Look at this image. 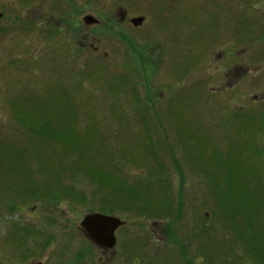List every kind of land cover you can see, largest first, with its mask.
Masks as SVG:
<instances>
[{"label":"rangeland","instance_id":"1","mask_svg":"<svg viewBox=\"0 0 264 264\" xmlns=\"http://www.w3.org/2000/svg\"><path fill=\"white\" fill-rule=\"evenodd\" d=\"M42 114L84 138L76 154L21 123ZM229 164L264 193V0H0V264H258L211 194ZM150 172V198L171 196L162 214L127 204ZM102 212L125 222L113 250L80 228Z\"/></svg>","mask_w":264,"mask_h":264},{"label":"trees","instance_id":"2","mask_svg":"<svg viewBox=\"0 0 264 264\" xmlns=\"http://www.w3.org/2000/svg\"><path fill=\"white\" fill-rule=\"evenodd\" d=\"M122 84L124 83L123 81L121 82ZM120 85V84H119ZM68 102V101H66ZM140 104V103H139ZM54 109V108H52ZM63 109H68V107L66 106H60L58 112L61 113V111ZM55 111V110H54ZM70 111V110H69ZM56 113V112H54ZM141 113V112H140ZM64 116V113L62 114ZM54 115H50L49 117H53ZM142 115H140L141 117ZM41 119H45V116L42 114ZM143 117V116H142ZM30 118V117H29ZM47 118V117H46ZM33 119V118H32ZM32 119L31 122L29 124H26V120L21 121V123L26 126V127H30L29 129L31 131H34L38 134H41L42 136L45 137L46 143L47 142H58L64 145H67L68 147H72L73 149V153H75V143H79V146H81L84 138H80V140L77 139V137H75L74 132L71 130V128L68 130L66 129H58V128H51V126L49 125L51 123V119H45V123L43 125V122L39 121L38 125H34L32 124ZM37 119V118H34ZM66 120H69V117L65 118ZM263 121V119H262ZM263 123V122H262ZM76 134V133H75ZM162 144V143H161ZM165 144V143H164ZM152 147V146H151ZM153 149V148H152ZM151 150V152L153 153V150ZM168 151H170L171 147L167 148ZM11 154L9 155V157L12 160H16L19 159V161L21 162V166L24 167V162L23 160H21L20 156L22 154V152H24V149H20L17 151L14 150H10ZM171 152V151H170ZM169 152V153H170ZM69 155H65L62 156L60 159V163L64 162L67 160V157ZM230 159L228 158L227 161H229ZM75 160H71L69 168L73 170L72 174L78 175L77 170L75 169ZM160 161H158V164ZM24 165V166H23ZM61 166V164H59ZM58 167V169H62L63 171H65L64 169L66 168H62V167ZM164 170V175L166 176V170L165 168L162 167ZM61 170V171H62ZM86 175L89 174L90 177H92V179L94 181H96L98 184L100 185H107V186H112V188H114L115 190H121L122 188H124L122 186V181H118L117 179H114L112 176L105 174L102 171H97L94 172L93 170L89 169V170H85ZM225 175L222 176L223 178L221 179V181L225 184L224 188H219L221 187L216 186L215 189L211 190V194L212 195H216V200H217V208L219 209L220 207H222L221 209H223L226 205L230 206V208H232V213L238 215L239 217H233L234 219H232L233 223L235 224V229H236V233L237 236L240 235V231H246V234H249L248 231H250L251 233V238L250 239H244V244L243 246H246V248H249V252L252 253V258L258 262V264H264V223L261 224V220L264 219V200L262 201L261 197H264V193H262V183H258L260 182V179L263 177L262 175H258L257 177H254V175H251L253 172V169H249L248 170H238V171H234V169L232 168V166L229 164V167H227V170H225ZM45 173L48 175H51V173L48 170H45ZM58 173H55V177H56V182L61 180V176L57 175ZM53 175V178H54ZM85 175V174H84ZM163 174H161L162 177ZM149 178L146 179H142L140 186L144 185V183H146V188L145 187H138L137 189L134 188H130L129 190H126V192H132V194L130 195V198L127 200V204L128 205H135L136 206V210L139 209L142 213L144 212V209L150 207L151 209H153L151 212H155L162 214L165 213L166 210H164V204H166L167 202H169L171 200V196L166 197L167 202L166 201H162V200H157V197L154 195L153 196V200L150 198V191L147 189V185H148V181L149 179H151L152 177H154L153 173H149ZM243 179V182H241L240 180ZM235 181L237 182L235 185ZM253 181V182H252ZM51 182L48 185H46L43 188V191L40 194H36L37 197L45 199L47 202L53 198L54 193L55 192H60L59 189H62V187L58 188L57 186L60 185L59 182ZM162 182L167 183L168 179L167 178H163L162 177ZM246 182V184H245ZM32 183V182H30ZM29 183V184H30ZM113 183H118L117 185L119 187H114ZM253 183H255V186H253ZM171 184V183H170ZM139 186V185H138ZM259 186V187H258ZM24 187V186H23ZM24 191L26 192H31L32 190H29V188L26 187L25 185V189ZM70 191V190H67ZM137 191V194H136ZM149 191V192H147ZM34 192V191H33ZM22 193V192H20ZM19 193V194H20ZM149 193V196H147V194ZM166 194H169L168 191H165ZM32 194V193H30ZM35 194V193H34ZM41 195V196H39ZM170 195V194H169ZM138 196V198H137ZM114 200H112L111 198H109L107 200V202H110L109 205L111 206H107L105 210H112L113 211V207L112 204ZM137 203H143V205H141V207H137ZM224 210V209H223ZM221 211V210H220ZM225 212V210H224ZM103 213V212H102ZM105 214V213H103ZM220 218H218V223L219 225L222 224H226L225 221V217H228L225 213L221 216H218ZM223 227V225H222ZM29 230V229H28ZM237 238V237H236ZM240 237H238L239 239ZM240 240V239H239ZM252 242L253 244H255V246H253V248H251L252 246ZM248 261H250V259H248Z\"/></svg>","mask_w":264,"mask_h":264},{"label":"water","instance_id":"3","mask_svg":"<svg viewBox=\"0 0 264 264\" xmlns=\"http://www.w3.org/2000/svg\"><path fill=\"white\" fill-rule=\"evenodd\" d=\"M144 17H136L131 20L136 27L142 25ZM83 22L87 26H96L99 20L93 15H86ZM125 222L116 216L105 215L102 213H89L84 216L80 223V228L86 237L101 249L113 250L116 246L115 232L123 226ZM35 264H42L40 262Z\"/></svg>","mask_w":264,"mask_h":264},{"label":"flooded vegetation","instance_id":"4","mask_svg":"<svg viewBox=\"0 0 264 264\" xmlns=\"http://www.w3.org/2000/svg\"><path fill=\"white\" fill-rule=\"evenodd\" d=\"M122 16H123V18H121V20L123 21L124 19H125V15H126V13L125 12H123L122 14H121Z\"/></svg>","mask_w":264,"mask_h":264}]
</instances>
